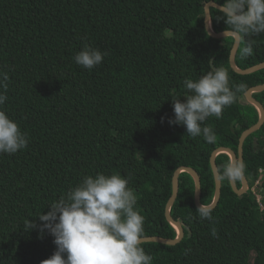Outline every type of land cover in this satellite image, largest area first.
<instances>
[{
  "label": "trees",
  "instance_id": "16d2710c",
  "mask_svg": "<svg viewBox=\"0 0 264 264\" xmlns=\"http://www.w3.org/2000/svg\"><path fill=\"white\" fill-rule=\"evenodd\" d=\"M209 1L0 0V72L9 77L0 107L29 139L14 154L0 153V264H41L55 252L51 234L25 224L43 223L36 216L86 175L131 176L143 237H178L166 216L178 168H195L202 203L214 201L212 154L222 146L239 152L242 134L258 123L260 110L246 92L264 84V68L251 74L233 68L235 38L209 34ZM211 11L213 29L227 30L216 19L219 9ZM249 42L252 54L242 57ZM86 43L107 53L92 70L74 60ZM235 61L244 69L264 62V33L245 37ZM209 63L228 71L235 96L221 118L205 121L216 135L211 144L161 120L174 116V96L186 99L185 78L199 79L211 70ZM254 95L264 105V91ZM245 150L244 173L252 187L264 169V124L248 136ZM230 159L226 152L217 156L221 174ZM222 181L213 219L201 220L196 180L187 171L180 174L171 213L186 233L175 245L142 242L152 264H252L254 254L264 264V212L251 190L240 195ZM236 181L241 188L242 179ZM258 190L264 194V172Z\"/></svg>",
  "mask_w": 264,
  "mask_h": 264
},
{
  "label": "clouds",
  "instance_id": "9594fccd",
  "mask_svg": "<svg viewBox=\"0 0 264 264\" xmlns=\"http://www.w3.org/2000/svg\"><path fill=\"white\" fill-rule=\"evenodd\" d=\"M215 4V3H213ZM218 7V6H217ZM227 25L226 32L243 42L252 34L264 33V0H223L218 7ZM210 23V22H209ZM252 44L240 49L242 57L252 54ZM107 53L84 44L74 56L82 68L92 70L101 64ZM199 79L185 78L184 97H173V112L167 119L170 125H181L191 137L203 135L208 143H215L216 135L205 125L209 117L221 118L223 109L235 101L228 71L214 67ZM9 77L0 72V106L5 104ZM241 84L237 90L242 91ZM28 136L18 122L0 107V153L14 154L28 146ZM245 164L242 159H230L222 169L221 178L230 183L242 179ZM131 176L103 172L86 175L70 188L66 196L50 202L49 211L38 217L43 223L28 220L25 229H38L54 237L55 252L41 264H152L153 257L141 246L144 217L136 210L137 197L128 186ZM213 203H202L196 213L201 220L213 219ZM212 235H217L215 228Z\"/></svg>",
  "mask_w": 264,
  "mask_h": 264
},
{
  "label": "water",
  "instance_id": "95a60500",
  "mask_svg": "<svg viewBox=\"0 0 264 264\" xmlns=\"http://www.w3.org/2000/svg\"><path fill=\"white\" fill-rule=\"evenodd\" d=\"M215 3V4H213ZM222 4L211 0L209 2L206 3L205 5V9H206V26H207V30L209 32V34L211 36H213L214 38H223L226 36H229V34L226 32V30L221 31V32H217L213 29L211 22H212V11L211 8L212 7H216L218 8L219 6H221ZM218 6V7H217ZM210 22V23H209ZM241 45V41H239L238 39L235 38V43L232 49V53H231V65L233 66V68L241 74H251L256 72L257 70L264 68V62L257 64L255 66L249 67V68H240L237 66L236 61H235V56L237 53V50L239 48V46ZM264 91V84H259V85H255L252 86L247 92H246V98L252 102L253 104H255L259 110H260V119L258 121V123H256L255 125H252L250 127H248L244 133L241 136L240 139V146H239V152H236L234 149L227 147V146H222L217 148L211 157V165L215 174V178H216V195L214 198V201L212 202L214 205V208L217 207V205L220 202L221 199V195H222V186H223V181L221 178V173L219 170V166L217 163V156L220 153L226 152L229 153L233 158H239L242 159L243 162L245 160V156H246V150H245V141L248 138V136L257 131L258 129H260L263 124H264V105L261 103V101L254 95L255 92H261ZM183 171H187L189 173H191L195 180H196V204L197 206L202 204V183H201V178L199 173L197 172V170L193 167H189V166H182L180 168H178L175 173H174V189H173V194L170 197L168 204H167V208H166V216L168 218L169 221H171L177 228L179 231V235L177 238H166L163 236H145L142 238V242H157V243H164V244H170V245H175L179 242L182 241V239L185 236V228L183 226V224L179 221L176 220L172 213H171V208L175 202V200L178 197L179 194V189H180V174ZM233 189L235 190V192H237L240 195L245 194L246 192H248L249 190V182L248 179L244 173L243 177H242V187L240 188L237 184V181L231 182Z\"/></svg>",
  "mask_w": 264,
  "mask_h": 264
},
{
  "label": "built area",
  "instance_id": "2783aa9c",
  "mask_svg": "<svg viewBox=\"0 0 264 264\" xmlns=\"http://www.w3.org/2000/svg\"><path fill=\"white\" fill-rule=\"evenodd\" d=\"M263 172H264V169H261V176L255 179L252 187L249 185V190L252 191V194L256 200L257 208L261 210L262 212H264V194L258 190V187L261 184V181L263 178Z\"/></svg>",
  "mask_w": 264,
  "mask_h": 264
},
{
  "label": "rangeland",
  "instance_id": "374dc122",
  "mask_svg": "<svg viewBox=\"0 0 264 264\" xmlns=\"http://www.w3.org/2000/svg\"><path fill=\"white\" fill-rule=\"evenodd\" d=\"M252 264H262V261H258L256 255L254 254L251 260Z\"/></svg>",
  "mask_w": 264,
  "mask_h": 264
},
{
  "label": "bare ground",
  "instance_id": "6f19581e",
  "mask_svg": "<svg viewBox=\"0 0 264 264\" xmlns=\"http://www.w3.org/2000/svg\"><path fill=\"white\" fill-rule=\"evenodd\" d=\"M211 25H212V22H211Z\"/></svg>",
  "mask_w": 264,
  "mask_h": 264
}]
</instances>
